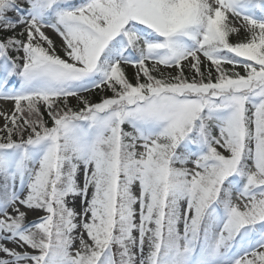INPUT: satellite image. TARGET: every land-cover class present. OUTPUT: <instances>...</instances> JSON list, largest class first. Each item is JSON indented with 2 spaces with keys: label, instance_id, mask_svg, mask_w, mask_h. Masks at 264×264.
I'll return each instance as SVG.
<instances>
[{
  "label": "snow or ice",
  "instance_id": "snow-or-ice-1",
  "mask_svg": "<svg viewBox=\"0 0 264 264\" xmlns=\"http://www.w3.org/2000/svg\"><path fill=\"white\" fill-rule=\"evenodd\" d=\"M0 101V264H264V0H0Z\"/></svg>",
  "mask_w": 264,
  "mask_h": 264
},
{
  "label": "rangeland",
  "instance_id": "rangeland-1",
  "mask_svg": "<svg viewBox=\"0 0 264 264\" xmlns=\"http://www.w3.org/2000/svg\"><path fill=\"white\" fill-rule=\"evenodd\" d=\"M0 105H4V106L9 107V108L11 107V104L10 103L5 104V102H2V101H0ZM0 123H2V121H0Z\"/></svg>",
  "mask_w": 264,
  "mask_h": 264
}]
</instances>
